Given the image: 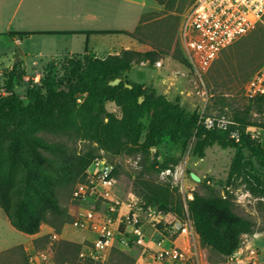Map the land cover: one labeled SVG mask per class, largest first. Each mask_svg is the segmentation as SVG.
<instances>
[{
    "label": "rangeland",
    "instance_id": "rangeland-1",
    "mask_svg": "<svg viewBox=\"0 0 264 264\" xmlns=\"http://www.w3.org/2000/svg\"><path fill=\"white\" fill-rule=\"evenodd\" d=\"M32 1L33 5H40L47 0H21L13 15L12 9L16 0H0V96L5 94V84L12 66L22 61V82L14 84L13 90L23 103L27 102L26 92L29 88L40 87L42 73L45 70L51 69L57 76H61L62 64L76 57L67 53H82L86 45V37L83 35H31L20 38V44L15 43L14 39L7 35L8 31H32L44 27L30 18V14L27 13L29 16L26 14ZM72 1L75 4L91 2V0ZM126 3L129 6L130 17L122 27L127 30L134 29L140 13L158 8L154 0H131ZM193 3L194 1L191 3V0H176L171 10H165L162 6L161 10L157 11L162 19L151 21L147 33L153 41L159 42L169 51L153 66L142 62L134 65L125 76L128 80L152 88L156 93L166 95L170 100L177 101L185 110L197 112L204 117V120H212L213 124L222 128L229 123L234 124L232 118L236 112L243 113L249 107L246 117L252 125L247 126L245 131L264 148V104L262 111L259 112L253 106L254 100L245 95L247 81L264 61V17L247 34L223 49L207 69L199 70L189 62L179 36L181 23L189 14ZM169 14L179 16V25L177 22L175 25L173 19L168 18ZM175 26L178 32L173 34ZM159 30L162 38L157 34ZM93 43L98 45V56L90 51L85 52L86 55L103 58L106 56L104 50L114 53L120 51L121 47L138 49L137 43L124 35L88 37L87 44ZM139 47L142 50L149 48L145 44H140ZM106 108L115 114L119 113L118 108L112 103H106ZM148 121L149 119L144 115L142 118L144 126ZM235 126L238 127L239 124L235 123ZM144 133L145 131L141 140ZM41 134L46 139L66 145L77 153L87 149L95 150L101 157L96 161L94 169H87V174L98 168L116 170L107 198L118 200L122 210L134 205L148 206L144 204L138 191L137 180L142 174L155 182H171L178 187L183 198H192L193 192L221 197L229 194L233 211L255 223V232L241 236L239 247L232 254V256L236 254L233 260L230 256L225 258L210 248L201 246L188 218H178L174 214L152 206L156 211L154 218L158 231H155L149 222L144 223L145 241L152 245L159 238L162 230L178 222L181 229L175 235L174 242L188 252L190 259L186 264H242L241 259L244 260V257L249 255L247 251L253 248L264 250V168L251 158L248 152H245V159L250 163L245 170L240 175L229 177L234 148H223L217 143L207 146L203 156L199 157L193 149V138L172 141L168 136H162L156 140V144L148 153L112 154L86 138L51 132ZM236 135L237 132H234L231 136ZM1 150H4L2 143H0ZM144 162H153L156 167L161 165L165 167L159 172L147 173L144 172ZM5 167L6 162L0 155V170ZM190 172L197 173L200 181L192 180L189 176ZM11 173L12 177L16 176L15 170ZM87 180L88 177L84 181L53 189L58 197L62 216L46 213L39 232L33 235L14 228L0 208V264H26L29 261L37 264H59V240L84 243L85 238H91L92 233L72 225L77 213V205L72 193L79 183ZM96 208L104 211L105 204L97 201ZM152 218L153 215L148 216L149 220ZM61 219L67 222L61 225V231L58 233L56 226H59ZM116 250L122 255L112 251L111 258L107 261L108 252L105 260L100 264H127L128 261L123 255L132 258L133 264H156L153 258L154 252H142L139 246L122 245ZM237 258L240 261H237Z\"/></svg>",
    "mask_w": 264,
    "mask_h": 264
},
{
    "label": "trees",
    "instance_id": "trees-1",
    "mask_svg": "<svg viewBox=\"0 0 264 264\" xmlns=\"http://www.w3.org/2000/svg\"><path fill=\"white\" fill-rule=\"evenodd\" d=\"M155 1L165 10H171L176 0ZM168 18L179 25L178 15L169 14ZM159 19L162 17L157 11L144 13L132 31L122 32L149 46L148 49L121 48L103 58L85 52L71 54L76 57L62 64L61 76L51 69L42 73L40 87L27 90L26 103L13 90L14 84L22 82L23 62L12 66L5 94L0 96V143L4 147L0 155L6 162V167L0 170V208L14 228L33 235L39 232L46 213L61 217L62 209L53 189L84 181L88 167L101 157L93 149L77 153L66 145L46 139L42 132L86 138L112 154L148 153L162 136L172 141L193 138V149L199 157L214 143L234 148L229 177L240 175L250 163L245 159V152L264 168L263 146L245 131L252 125L246 117L249 107L243 113L236 112L232 118L234 124L229 123L225 128L216 124L208 127L197 112L187 111L166 95L126 78L125 74L134 65L146 62L153 66L169 51L147 33L150 22ZM177 32L175 26L172 33ZM29 34L9 32L8 35L22 38ZM157 34L162 38L161 30ZM117 78L116 84H110ZM139 97H142L140 102ZM252 100L253 106L261 112L264 96ZM108 102L118 108V114L107 110ZM144 115L149 119L146 126L142 122ZM234 132L237 135L231 136ZM164 167H156L153 162L143 163L147 173L159 172ZM12 170L16 171L15 177L11 175ZM115 175L116 170L112 169L109 176ZM142 175L137 185L144 204L156 206L178 218H188L201 246L228 258L239 247L243 234L255 232L253 220L233 211L229 194L221 197L193 192L192 198H183L171 182H155ZM65 222L67 220L61 219L56 226L58 233ZM82 245L59 240V264H78ZM115 248L110 249L107 261L112 251L122 255ZM123 256L127 264H133L132 258Z\"/></svg>",
    "mask_w": 264,
    "mask_h": 264
},
{
    "label": "built area",
    "instance_id": "built-area-1",
    "mask_svg": "<svg viewBox=\"0 0 264 264\" xmlns=\"http://www.w3.org/2000/svg\"><path fill=\"white\" fill-rule=\"evenodd\" d=\"M263 17L264 0H194L189 14L181 23L179 34L189 62L195 69H207L223 49L247 34ZM245 95L250 99L264 96V62L247 81ZM204 123L208 127L213 125L209 119ZM97 160L92 163L94 167ZM111 171L98 168L89 172V180L79 183L73 190L77 213L72 225L93 234L83 240L78 264H100L111 248L129 244L139 246L142 252L153 251L156 264H186L190 259L188 252L174 242L181 229L180 224L177 222L166 227L152 245L148 244L143 224L149 222L158 231L155 209L134 205L122 210L118 200H109L108 189L113 180L109 176ZM97 201L105 204L104 211L96 208ZM152 215L149 220L148 216ZM247 253L249 255L241 259L242 264H264V250L253 248ZM233 257L236 254L230 259Z\"/></svg>",
    "mask_w": 264,
    "mask_h": 264
},
{
    "label": "crops",
    "instance_id": "crops-1",
    "mask_svg": "<svg viewBox=\"0 0 264 264\" xmlns=\"http://www.w3.org/2000/svg\"><path fill=\"white\" fill-rule=\"evenodd\" d=\"M127 1L131 0H91V2L87 4H75L72 0H47L43 1V3L40 5L35 4L36 6L33 5L34 2L32 1L31 5L29 4L30 7L28 6L26 10V14H30V18L36 20L44 27L32 31H8L7 35L9 32H30L27 37L40 34L53 36L83 35L86 37V45L82 53L90 51L97 56L98 45L95 43L87 44L88 37L124 35L137 43L138 49L135 50H142L139 49V46L142 43L122 33L124 31H132L122 27L130 17L128 8L129 6L126 3ZM20 2L21 0H16L15 6L12 9V15L17 11ZM154 2L158 8L147 12L161 10L162 6L159 5L155 0ZM143 4L144 2L142 5ZM147 12L140 13L137 24L140 20V17ZM13 39L15 43L20 44V38L17 35H15ZM103 52L106 55L110 54L105 50ZM88 168L92 170L94 169V165L92 164Z\"/></svg>",
    "mask_w": 264,
    "mask_h": 264
},
{
    "label": "water",
    "instance_id": "water-1",
    "mask_svg": "<svg viewBox=\"0 0 264 264\" xmlns=\"http://www.w3.org/2000/svg\"><path fill=\"white\" fill-rule=\"evenodd\" d=\"M119 81V79H114L113 81L110 82V84H116ZM130 87V85H128ZM142 100V97L138 98V101L140 102ZM189 176L192 180L194 181H200V176L198 174H196L195 172H190Z\"/></svg>",
    "mask_w": 264,
    "mask_h": 264
}]
</instances>
